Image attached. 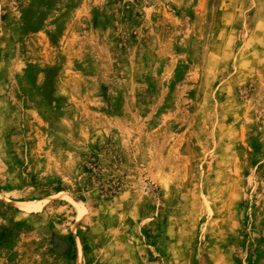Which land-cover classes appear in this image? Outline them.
Returning a JSON list of instances; mask_svg holds the SVG:
<instances>
[{"label": "rangeland", "instance_id": "1", "mask_svg": "<svg viewBox=\"0 0 264 264\" xmlns=\"http://www.w3.org/2000/svg\"><path fill=\"white\" fill-rule=\"evenodd\" d=\"M0 264H264V0H0Z\"/></svg>", "mask_w": 264, "mask_h": 264}]
</instances>
